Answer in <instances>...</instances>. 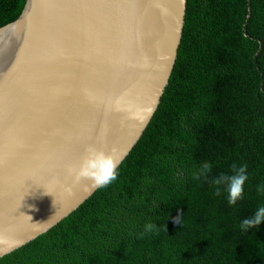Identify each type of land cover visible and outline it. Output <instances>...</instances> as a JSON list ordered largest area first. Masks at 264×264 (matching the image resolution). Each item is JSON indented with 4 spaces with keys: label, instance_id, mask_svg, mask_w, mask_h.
Wrapping results in <instances>:
<instances>
[{
    "label": "trees",
    "instance_id": "obj_1",
    "mask_svg": "<svg viewBox=\"0 0 264 264\" xmlns=\"http://www.w3.org/2000/svg\"><path fill=\"white\" fill-rule=\"evenodd\" d=\"M26 0H0V27ZM247 164L243 199L191 177ZM264 0H187L178 57L148 127L119 176L0 264H264ZM181 223H176V217ZM159 233H139L146 222ZM167 225V230H165Z\"/></svg>",
    "mask_w": 264,
    "mask_h": 264
},
{
    "label": "water",
    "instance_id": "obj_2",
    "mask_svg": "<svg viewBox=\"0 0 264 264\" xmlns=\"http://www.w3.org/2000/svg\"><path fill=\"white\" fill-rule=\"evenodd\" d=\"M186 13L187 0H26L0 27V258L95 193L67 174L88 144L129 155L169 83Z\"/></svg>",
    "mask_w": 264,
    "mask_h": 264
},
{
    "label": "clouds",
    "instance_id": "obj_3",
    "mask_svg": "<svg viewBox=\"0 0 264 264\" xmlns=\"http://www.w3.org/2000/svg\"><path fill=\"white\" fill-rule=\"evenodd\" d=\"M85 154L78 163L67 165V174L73 178L74 184H80L82 181H89L91 190L104 188L114 182L119 176V165L122 158L115 155V149L106 150L104 146L97 148L94 144H88L85 147ZM212 163L210 161L202 162L199 167L191 173V177L196 181H204L215 186V195H221L223 188L226 193L225 199L229 206H234L243 199L244 189L249 177L247 175L248 165L233 163L230 167V173L221 172L215 176L212 173ZM67 191L71 193V188ZM257 191L264 194V184L258 186ZM264 222V203L259 205L254 213L244 218L239 227L247 233L252 228H257ZM176 223H181V217H176ZM167 230V225L164 226ZM159 227L155 222H146L143 231L139 233V238L143 239L146 234L159 233ZM8 237L0 234V243H4ZM15 246H19L18 244ZM9 247L5 251H11ZM2 254V253H0Z\"/></svg>",
    "mask_w": 264,
    "mask_h": 264
}]
</instances>
